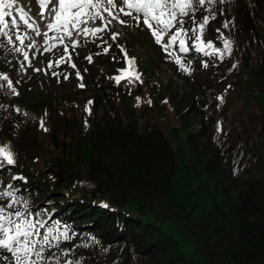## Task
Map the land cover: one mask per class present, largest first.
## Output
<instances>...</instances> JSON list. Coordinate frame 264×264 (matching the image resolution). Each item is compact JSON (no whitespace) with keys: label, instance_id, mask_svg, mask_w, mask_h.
Masks as SVG:
<instances>
[{"label":"trees","instance_id":"1","mask_svg":"<svg viewBox=\"0 0 264 264\" xmlns=\"http://www.w3.org/2000/svg\"><path fill=\"white\" fill-rule=\"evenodd\" d=\"M240 1L215 24L231 39L229 63L250 69L256 110L228 125L221 106L214 125L194 128V104L167 90V106L148 107L160 115L171 108L178 127L166 134L121 87L105 104L98 94L80 120L62 113L53 121L52 104H42L52 121L46 146L39 125L14 109L25 105L0 94V148L28 179L20 191L46 194L45 209L69 235L91 237L90 247L63 242L65 255L79 258L73 264H264V0H251L252 16ZM9 71L0 65L1 76ZM12 79L22 97L32 89Z\"/></svg>","mask_w":264,"mask_h":264},{"label":"rangeland","instance_id":"2","mask_svg":"<svg viewBox=\"0 0 264 264\" xmlns=\"http://www.w3.org/2000/svg\"><path fill=\"white\" fill-rule=\"evenodd\" d=\"M116 2L119 5V0ZM238 2L239 0L212 2L206 0L203 6H196L189 15L178 13L181 24L164 35L162 44L169 42L176 27H182L185 31L165 51L161 45L154 42L149 29L143 26L142 21L138 26L136 20L124 16L118 8H111L112 15H109L105 8L111 6L106 3H101L96 12L92 8L93 11L90 8L84 9L85 13L83 12L81 20L86 23L80 24L81 31L74 33L65 32L62 28L54 31L49 28L59 9L58 0H50L43 8L38 4V0H12L11 6L3 9L12 13L11 16H5V21L16 19L19 27L5 28L8 36L0 35V65H7L12 71L0 75V94L8 101L17 98L25 105L14 107L16 110L21 107L30 113L28 116L33 118L27 117V120L39 125L40 139L46 146L50 143L48 133L51 132L52 121H48L45 114L43 115L42 110L45 106L42 104H47V108L52 104L53 121L56 116L63 115L62 113L67 116L73 115L80 120L83 116L89 115L98 94L101 95V101L98 98L99 102L105 104V99H112L113 94H117L121 87L133 97V105L137 106L138 110L147 112L148 118L156 121L158 127L166 134L172 128L178 127V119L171 108L164 115H160L156 110L150 111L148 107L154 105L156 108V101L159 105L167 106L173 97L170 91L178 98H183L184 106L194 104L189 112L192 123H195L194 128L198 127L199 123L211 126L217 120L216 111L221 106H224V113L221 111L219 117L224 125H228L256 110L255 99L251 96L253 89L247 86L246 81L250 69L243 71L241 66L234 62L229 63L226 54L231 48V39L215 24V20L220 16L232 9L235 10ZM240 2L239 6H242V9L249 10L251 16L255 14L251 0ZM20 9H23L24 20L20 19ZM93 12L92 18L91 14H88ZM97 13L99 15H96ZM205 18L208 23L201 32L198 26L204 23ZM121 20L126 23L121 24ZM258 21L264 30V15L260 16ZM97 28L103 30L95 33L91 31ZM85 29L89 31L85 33ZM114 34H117L115 38ZM8 37H11V42ZM17 37H20L23 43ZM181 39L189 49L187 52L180 51ZM226 41L228 47L225 46ZM198 45L203 47V51L197 50ZM131 59H134V65L129 63ZM177 59L180 63L176 62ZM144 67L147 72L144 71ZM11 75L17 76L19 81H24L25 85L31 84L32 89L30 88L22 97L18 94ZM3 77H7V80ZM116 77H121L119 82ZM9 81L11 87H8ZM113 84L118 86L114 88L109 86ZM155 90H162V93L158 96ZM118 104L119 100L116 108ZM4 105L6 108L9 107L7 104ZM40 105L43 107H39ZM35 109H38V112L35 113ZM102 109L99 108L97 112V120L102 114ZM91 120L93 123V119ZM84 131L86 132L85 129ZM12 159L14 163L9 165L5 157L0 155V192L8 190V185H12L10 190L20 202L10 211H23L28 208L35 219L44 222V227L40 228L41 235L30 239L41 240L42 235L49 229H55L53 236L66 232L70 237L65 240L60 236L58 241L51 240L50 245H43L41 252L43 260L33 254L36 264L78 262L77 255H74L72 260L65 255L61 247L63 242L81 241L85 247H90L93 245L91 237L85 233L79 235L80 237L71 232L69 235V226L60 220H53V212L45 209V206L52 202L46 194L27 189L20 191L19 188H22L28 179L25 175L10 170V166L15 164L13 156ZM9 202L0 200V205ZM36 213L40 215L35 216ZM36 248L39 250L41 245L36 244ZM0 264H15L13 254L0 248Z\"/></svg>","mask_w":264,"mask_h":264},{"label":"snow or ice","instance_id":"3","mask_svg":"<svg viewBox=\"0 0 264 264\" xmlns=\"http://www.w3.org/2000/svg\"><path fill=\"white\" fill-rule=\"evenodd\" d=\"M205 2L206 0H119V5H117L116 0H58L59 9L56 19L63 24L65 31H68L69 25H71L72 28H77L80 23H86V21L81 20L84 9H95L101 3H106L111 6L110 8H105V11H107L109 15H112L111 8H118L119 12L124 16L136 20L138 26H140L139 22L142 21L143 26L149 29L151 36L154 38V42L157 45H161L163 49L167 51L168 48L177 41V37L185 31L182 27H176V31L171 35L169 42L162 44L164 35L176 25L181 24L178 13L184 16L189 15L196 6H203ZM207 2H212V0H207ZM47 3H50V0H38V4L41 8ZM11 4L12 0H7V3L6 0H0V35L3 36H8V32L4 31L5 28L19 27L16 19H11L10 22L5 21V16H11L12 13L5 12L3 9L5 7H10ZM96 15L99 14L97 13ZM100 18L103 19V17ZM20 19L24 20L23 9H20ZM120 23L125 24L126 21L121 20ZM207 23L208 20L205 18L204 23L198 26L201 32ZM57 26L58 25H49V28ZM29 27H31V25H29ZM102 30V28H97L91 31L95 33ZM84 31L87 33L89 30L85 29ZM115 35L117 34H114L113 38H115ZM8 38L11 42V37ZM17 39H20V42L23 43L20 37H17ZM197 39H200V37H197ZM179 44L181 52H187L189 50L185 46V41L183 39L179 41ZM208 46L211 47V44ZM225 46L228 47L227 41L225 42ZM16 50L19 51V49ZM197 50L203 51V47L198 45ZM25 58H27V56H25ZM88 59H90V57ZM176 62L180 63L179 59H177ZM129 63L134 65V59L129 60ZM181 67H183V65H181ZM137 78H139L138 75ZM3 79L7 80V77H3ZM116 79L117 82H119L121 77H116ZM8 87H11L10 81L8 82ZM0 155L5 157L9 165L14 163L11 154L5 152L3 149H0ZM11 188L12 185H8V190L0 192V200L10 201L6 205H0V248L13 254L15 264H36V260L33 259V254L40 260H43L44 257L41 255L43 245H50L51 240L58 241L60 236H63L65 240L70 237L66 232L53 236L55 229H49L46 234L42 235L41 240L36 241L30 239V237L41 235L40 228L44 227V222L35 219L28 208H25L23 211H10V209H13L14 206L20 202L15 197L14 192L10 190ZM39 215V213L35 214V216ZM36 244L41 245L39 250L36 248ZM68 264H71V262H68Z\"/></svg>","mask_w":264,"mask_h":264},{"label":"bare ground","instance_id":"4","mask_svg":"<svg viewBox=\"0 0 264 264\" xmlns=\"http://www.w3.org/2000/svg\"><path fill=\"white\" fill-rule=\"evenodd\" d=\"M89 9V8H88ZM91 9V8H90ZM92 10V9H91ZM98 10V9H97ZM42 11H45V10H42ZM93 11V10H92ZM91 11V12H92ZM84 13H85V10L83 11ZM88 12H90V11H88ZM95 12H96V8H95ZM91 14V17L93 18L94 16H92V15H94V12L93 13H89L88 15H90ZM80 24H82V23H80ZM79 24V25H80ZM50 25H58L57 27H53V28H50V30L51 31H54V29H58V28H62V29H64L65 30V28H64V26H63V24L62 23H60V22H58L57 21V19H56V15H55V18H54V20H53V22H51L50 23ZM70 31H72V32H78V31H81V29H80V27H77V28H72L71 27V25H69L68 26V31H65V32H70ZM78 34H80V33H78ZM69 37V36H68ZM67 37V40L69 39ZM21 109V111H20V113L25 117V118H33L32 116H28V114H30V113H28L25 109H23V108H21V107H18V111ZM23 109V110H22ZM27 118V119H28Z\"/></svg>","mask_w":264,"mask_h":264}]
</instances>
